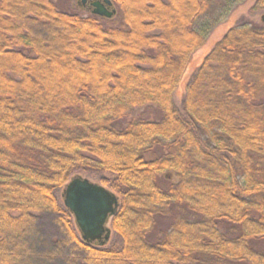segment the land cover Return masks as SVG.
I'll use <instances>...</instances> for the list:
<instances>
[{"label":"trees","instance_id":"obj_1","mask_svg":"<svg viewBox=\"0 0 264 264\" xmlns=\"http://www.w3.org/2000/svg\"><path fill=\"white\" fill-rule=\"evenodd\" d=\"M111 1L0 0V264H264V25L215 44L182 115L194 53L247 0ZM82 175L118 199L111 244L63 205Z\"/></svg>","mask_w":264,"mask_h":264},{"label":"water","instance_id":"obj_2","mask_svg":"<svg viewBox=\"0 0 264 264\" xmlns=\"http://www.w3.org/2000/svg\"><path fill=\"white\" fill-rule=\"evenodd\" d=\"M87 1L93 16L111 19L116 12L111 0H80V3L85 7ZM261 21L264 23V17ZM61 198L84 241L108 242L110 229L106 225L118 207L114 193L88 178L76 176L65 185Z\"/></svg>","mask_w":264,"mask_h":264},{"label":"rangeland","instance_id":"obj_3","mask_svg":"<svg viewBox=\"0 0 264 264\" xmlns=\"http://www.w3.org/2000/svg\"><path fill=\"white\" fill-rule=\"evenodd\" d=\"M54 1L56 3L57 8L62 12L78 14L81 15L82 17H87L91 14L90 6L86 5L85 7H83L80 3V0H54ZM255 2L256 0H247L246 3L236 8L233 14L225 23L218 25L211 32L204 46L199 51L194 53L192 61L188 65L184 73V76L180 82V85L174 94V99H173L175 107L179 110V112L182 115H183L182 104H183L185 86L187 85L192 74L200 66L204 58L209 54V52L212 50L215 44L226 34V32L229 29L238 26L240 24L248 23L251 25H260V24L264 25V23L261 21V18L264 17V12L261 11L255 12L252 10V7ZM160 118H161L160 112L156 109V107L150 105L132 110L125 119L121 120L117 124V126L121 128L125 126L126 123L132 119L154 122V121H158ZM82 177L87 178L86 176L83 175ZM88 179L93 183H97L101 185L97 180H93L90 178ZM106 228L110 229V237L107 243L111 244L113 239V232L111 230V219L106 225Z\"/></svg>","mask_w":264,"mask_h":264},{"label":"flooded vegetation","instance_id":"obj_4","mask_svg":"<svg viewBox=\"0 0 264 264\" xmlns=\"http://www.w3.org/2000/svg\"><path fill=\"white\" fill-rule=\"evenodd\" d=\"M86 5H89V6H90V2H89V1H87Z\"/></svg>","mask_w":264,"mask_h":264}]
</instances>
